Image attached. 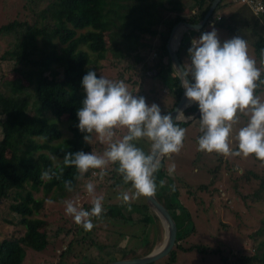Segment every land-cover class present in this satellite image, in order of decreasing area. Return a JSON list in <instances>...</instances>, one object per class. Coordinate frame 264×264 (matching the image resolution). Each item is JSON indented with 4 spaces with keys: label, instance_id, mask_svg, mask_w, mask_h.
I'll return each mask as SVG.
<instances>
[{
    "label": "rangeland",
    "instance_id": "rangeland-1",
    "mask_svg": "<svg viewBox=\"0 0 264 264\" xmlns=\"http://www.w3.org/2000/svg\"><path fill=\"white\" fill-rule=\"evenodd\" d=\"M185 1L189 8L192 2ZM230 2L225 0L222 11L217 12L222 15L218 20L225 19L222 26L212 22L203 32L185 33L183 42L189 48L183 49L182 44L179 49L190 78L198 85L204 83L208 98L193 115L190 109L201 103L204 90L199 89L189 100L184 123L191 124L172 138L165 155V168L174 185L166 179L163 187L168 188L164 195L178 206L180 215L187 212L195 231L191 233L192 225L186 228L188 237L183 249L177 250L175 262L168 257L154 264H234L240 255L262 251L259 244L264 236L258 232L264 223V201L253 197L264 178V121L259 120H264V85L260 91L255 89L264 73V57L257 56L252 43L264 32V17L247 12L250 23L246 19L240 22L238 16H230ZM49 3L43 0L41 8ZM34 6L38 3L32 0H0V28L15 20L33 24L39 12ZM163 15L173 16L170 12ZM254 23L257 32H253ZM103 31L108 35V29ZM144 39L154 42L157 38ZM18 42L16 34L0 37V57ZM106 56L100 62L99 80L86 92L93 100L94 123L82 127L89 133L85 140L91 150L80 167L77 188L63 199L42 190L35 194L44 201L36 217L45 221L41 230L48 234L49 245L42 251L26 248L24 264H103L134 259L150 254L165 241L160 221H139L149 215L143 209L147 202L142 189L133 179L114 187L110 172L124 152L129 157L149 150L175 96L158 78L155 51L141 50L145 60L140 63L134 57L114 59L109 52ZM14 68L13 63L0 65L2 90L9 87L8 81L19 78ZM38 106L32 99L31 108ZM149 115L154 118L137 129ZM44 116L63 132V140L55 145L72 137L67 122L50 112ZM89 170L93 172L87 176ZM14 196L0 204V242L24 232L9 210ZM111 208L120 210L121 217H106ZM192 246L199 248L190 249Z\"/></svg>",
    "mask_w": 264,
    "mask_h": 264
},
{
    "label": "trees",
    "instance_id": "trees-1",
    "mask_svg": "<svg viewBox=\"0 0 264 264\" xmlns=\"http://www.w3.org/2000/svg\"><path fill=\"white\" fill-rule=\"evenodd\" d=\"M188 1L192 2L189 8L185 7V0H50L42 9L43 0H32L38 3L35 9H39L33 24L26 20H15L0 28V37L16 34L19 40L14 49L7 50L0 57V65L13 63L14 70L19 74V78L8 81L7 89L0 88V204L9 200L14 193V202L9 210L24 228L20 236L0 242V264H24L26 248L42 251L49 245L48 234L41 230L45 221L36 217L43 209L44 201L37 199L35 194L42 190L45 195L53 193L63 199L77 188L80 167L91 150L85 140L89 133L82 127L94 123L93 100L86 92L90 84L99 80L98 70L102 68L100 62L107 59L106 53L109 52L114 59L134 57L140 63L145 60L140 57L141 50L155 51V70H159V74L164 71L169 73L167 76L158 74V78L163 79L165 87L175 96L174 105L162 118L167 117L177 106L183 87L169 58L168 41L177 24L186 22L197 25L204 20L214 2ZM224 1L218 4L201 32L212 22H215L214 25H223L225 19L222 17L218 20L222 15L217 12L222 11ZM230 3L228 5L231 7L236 4ZM162 11L170 12L173 16L164 17ZM239 12L240 22L247 20V12L256 18L264 17L255 15L245 4H240ZM257 20L258 23L263 22ZM247 21L250 23L249 19ZM252 27L253 32H257L258 24L254 23ZM105 29H108V35L104 33ZM145 36L157 39L149 42L144 39ZM252 44L257 56L264 57V32ZM184 48H189L186 40L183 42ZM137 55L138 58L135 57ZM90 65H93L92 69H89ZM192 82L195 86L205 88L206 101L208 90L204 83L198 85V82ZM263 85L264 73L258 78L255 89L260 91ZM32 99L39 103L36 110L31 108ZM200 108L201 103H198L190 112L196 114ZM45 112L67 122L72 137L61 145H55L63 140L64 135L58 124L44 116ZM151 118H154L153 115L147 116L136 128H141ZM259 120L264 121L261 117ZM189 124H179L173 139ZM146 152H135L129 157L123 153L110 172L114 187L125 185L131 179L140 187L137 170ZM165 157L151 181L157 197L169 204L180 219L181 243L169 256L175 262L177 250L183 249V242L188 237L186 228L192 225L191 233L195 230L187 212L183 211L184 215H180L178 206L164 195L168 190L163 187L165 180L168 179L174 185L165 168ZM92 172L89 170L87 176L92 175ZM253 177L259 179L255 174ZM261 185L254 194L255 201H264V178ZM143 209L149 215L145 217L144 214L139 221L144 222L146 219L148 223L151 218L159 221L147 204ZM121 215L120 210L111 208L106 217L117 219ZM258 235L264 236V223ZM259 247L262 250L259 254L240 255L234 264H264V239ZM195 248L199 247L192 246L190 249Z\"/></svg>",
    "mask_w": 264,
    "mask_h": 264
},
{
    "label": "water",
    "instance_id": "water-1",
    "mask_svg": "<svg viewBox=\"0 0 264 264\" xmlns=\"http://www.w3.org/2000/svg\"><path fill=\"white\" fill-rule=\"evenodd\" d=\"M221 1L222 0H214L210 11L208 12L204 20H202L199 24L192 25L186 22H181L177 24L172 30L170 39L167 44V50L173 69L176 71L178 77L180 78L183 92L177 106L163 121L165 123L167 120L169 121L170 125L168 126V130L163 135L158 134L151 147L142 158L137 170L138 182L142 189L148 207L164 227L165 241L163 245L143 257L124 259L103 264H154L162 259L168 258L181 243L182 228L179 216L169 204L157 197L155 187L151 181V178L158 165L163 161L166 155V150L172 138L174 137L179 124L187 121L188 118L185 115V109L187 108V104L192 95H194V93L199 89L204 90V98L201 101V104H204L205 88L197 87L193 84L192 79L190 78L187 70L181 62L179 49L183 44L185 33H191L192 31H201L202 28L205 27L211 15ZM179 32H181V36L179 37L178 43L174 45V37Z\"/></svg>",
    "mask_w": 264,
    "mask_h": 264
},
{
    "label": "built area",
    "instance_id": "built-area-1",
    "mask_svg": "<svg viewBox=\"0 0 264 264\" xmlns=\"http://www.w3.org/2000/svg\"><path fill=\"white\" fill-rule=\"evenodd\" d=\"M234 3L245 4L251 8L257 16L264 15V0H232Z\"/></svg>",
    "mask_w": 264,
    "mask_h": 264
},
{
    "label": "bare ground",
    "instance_id": "bare-ground-1",
    "mask_svg": "<svg viewBox=\"0 0 264 264\" xmlns=\"http://www.w3.org/2000/svg\"><path fill=\"white\" fill-rule=\"evenodd\" d=\"M181 36V33L179 32L178 34H176V36L174 37V45H176L179 41V37ZM164 125L162 127H159V134H164L166 133V131L168 130V126L170 125L169 121L167 120L166 123H163Z\"/></svg>",
    "mask_w": 264,
    "mask_h": 264
},
{
    "label": "crops",
    "instance_id": "crops-1",
    "mask_svg": "<svg viewBox=\"0 0 264 264\" xmlns=\"http://www.w3.org/2000/svg\"><path fill=\"white\" fill-rule=\"evenodd\" d=\"M244 5V4H243ZM239 9H240V4L236 3L235 6L233 8H230L229 10V14L230 16H233V17H236L234 16L235 14H237V16L239 17L240 16V12H239ZM213 25V24H212ZM195 70V69H194ZM158 134H159V128L157 130ZM163 233H164V230H163ZM124 260V259H122ZM109 263V261L107 262ZM101 264V263H100Z\"/></svg>",
    "mask_w": 264,
    "mask_h": 264
}]
</instances>
